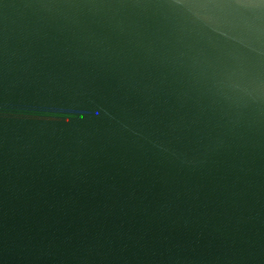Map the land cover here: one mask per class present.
I'll use <instances>...</instances> for the list:
<instances>
[{
  "label": "water",
  "instance_id": "obj_1",
  "mask_svg": "<svg viewBox=\"0 0 264 264\" xmlns=\"http://www.w3.org/2000/svg\"><path fill=\"white\" fill-rule=\"evenodd\" d=\"M0 264H264V0H0Z\"/></svg>",
  "mask_w": 264,
  "mask_h": 264
}]
</instances>
